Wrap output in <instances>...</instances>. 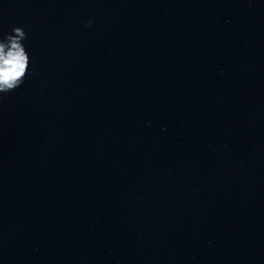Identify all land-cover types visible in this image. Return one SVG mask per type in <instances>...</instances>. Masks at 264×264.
Segmentation results:
<instances>
[{"label":"water","instance_id":"95a60500","mask_svg":"<svg viewBox=\"0 0 264 264\" xmlns=\"http://www.w3.org/2000/svg\"><path fill=\"white\" fill-rule=\"evenodd\" d=\"M14 27L0 264H264V0H0Z\"/></svg>","mask_w":264,"mask_h":264},{"label":"clouds","instance_id":"9594fccd","mask_svg":"<svg viewBox=\"0 0 264 264\" xmlns=\"http://www.w3.org/2000/svg\"><path fill=\"white\" fill-rule=\"evenodd\" d=\"M93 22L88 20L86 27ZM26 39L21 27H14L0 39V99L20 88L31 74L30 57L23 43Z\"/></svg>","mask_w":264,"mask_h":264}]
</instances>
